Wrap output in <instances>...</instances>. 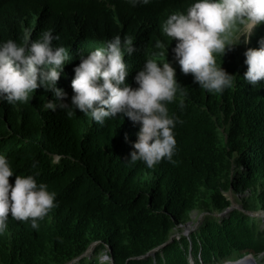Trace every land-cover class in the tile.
<instances>
[{"label":"trees","instance_id":"16d2710c","mask_svg":"<svg viewBox=\"0 0 264 264\" xmlns=\"http://www.w3.org/2000/svg\"><path fill=\"white\" fill-rule=\"evenodd\" d=\"M191 3L0 0V42H22L25 27L33 29L32 39L49 28L59 37L53 45H63L70 61L57 87L69 103L80 56L115 35L134 37L137 50L125 55L130 86H137L133 77L152 58L169 62L188 92L183 110L176 102L168 105L183 120L174 129L175 163L162 160L154 168L123 160L139 130L126 116L100 125L78 109L72 117L63 109L44 110L52 96L42 87L27 103L0 102V154L14 170L9 182L32 173V163L39 161L37 180L57 193L58 202L38 229L9 216L0 234V264H190V257L193 264H217L264 250L262 218L248 213L264 212V82L252 86L243 78L244 52L259 47L264 24L254 29L241 56L233 50L217 56L235 86L209 93L180 70L172 51L176 40L161 31L169 14L186 12ZM157 40L166 46L156 47ZM229 189H248L241 208L226 210ZM196 209L206 214L196 231L168 241ZM104 251L110 261L99 258Z\"/></svg>","mask_w":264,"mask_h":264},{"label":"clouds","instance_id":"9594fccd","mask_svg":"<svg viewBox=\"0 0 264 264\" xmlns=\"http://www.w3.org/2000/svg\"><path fill=\"white\" fill-rule=\"evenodd\" d=\"M128 3L136 6L150 0H128ZM261 22H264V0H193L186 12L169 14L161 24V31L170 40H176L172 51L180 70L190 73L193 81L207 92L222 94L235 86V77L220 66L217 55L222 56L241 36L247 43ZM32 31L29 27L23 29L22 42L13 39L0 42V102L14 106L18 102L27 103L35 90L42 87L52 96L45 102L44 110L63 109L72 117L78 109L100 125L106 118L126 116L133 124H139V130L123 160L129 165L142 161L147 168H154L162 160L175 163L174 129L183 120L175 113L170 114L168 105L176 102L183 110L188 92L176 80L175 69L169 62L147 58L133 77L137 86L132 87L125 80L129 73L125 55L137 50L134 37L122 40L115 35L80 56L74 67L69 103L68 94L57 87L64 66L70 61L68 51L63 45H53L59 37L51 28L43 30L36 39H32ZM258 43L259 47L244 49L247 68L243 78L252 86L264 82V39ZM165 46L157 40L156 47ZM52 163H59V159ZM31 167L32 173L16 175L14 184L10 183L14 170L8 157L0 154V234L7 230L9 216L28 221L33 229H38L39 222L58 206L57 193L37 180L39 161H34ZM105 249L109 251L107 246ZM261 253L264 250L256 256L246 253L217 264L237 263L246 257L257 263ZM104 256L110 261L106 253ZM189 261L193 264L191 257Z\"/></svg>","mask_w":264,"mask_h":264},{"label":"rangeland","instance_id":"374dc122","mask_svg":"<svg viewBox=\"0 0 264 264\" xmlns=\"http://www.w3.org/2000/svg\"><path fill=\"white\" fill-rule=\"evenodd\" d=\"M261 24H264V22H261ZM253 39V36H252ZM247 43L244 42V38L243 36L240 37V41L237 44H234L230 49H226V52H229L230 50H233L236 53V56H241L243 54L244 49L246 48ZM224 53V54H225ZM223 54V55H224ZM218 56V55H217ZM228 200L231 203V207L230 209L232 210L233 208H241L242 205V200L244 199V197H246L249 194L248 189H245L243 191L240 192H236L232 189H229V191H226L224 193ZM250 215L253 216H258L262 218V223L260 224V226H264V212L263 211H250L248 212ZM205 212H202L201 210H194L190 213L189 219L188 221H186L183 224H180L179 226L175 227L172 231V238L175 240L180 241V239L184 238H189L190 235L192 233H194L196 231V229L198 228V226L202 223L204 217H205ZM92 254V247H90L87 250V255ZM104 252L100 253L98 256L99 258H106L104 256ZM264 253L259 254V258L257 261V264H264V259H262V255ZM190 259V258H189ZM198 261V259H197ZM205 264H213V262L211 261H207Z\"/></svg>","mask_w":264,"mask_h":264},{"label":"bare ground","instance_id":"6f19581e","mask_svg":"<svg viewBox=\"0 0 264 264\" xmlns=\"http://www.w3.org/2000/svg\"><path fill=\"white\" fill-rule=\"evenodd\" d=\"M243 260H244V261H239V262H237V263L230 261V262H228V263H226V264H246L245 262H249V261H250V264H257L256 261H253V260H252L251 258H249V257H246V258L243 259Z\"/></svg>","mask_w":264,"mask_h":264},{"label":"water","instance_id":"95a60500","mask_svg":"<svg viewBox=\"0 0 264 264\" xmlns=\"http://www.w3.org/2000/svg\"><path fill=\"white\" fill-rule=\"evenodd\" d=\"M230 207H231V206H230ZM230 207H228L226 210H231ZM170 241H171V240H170ZM167 243H169V242H167ZM167 243H165V244H167ZM165 244L161 245L160 247L164 246ZM160 247H159V248H160ZM157 249H158V247L155 248V249H153L151 252H153V251L155 252ZM148 255H149V253H147L145 256H148ZM226 263H228V262H226Z\"/></svg>","mask_w":264,"mask_h":264}]
</instances>
